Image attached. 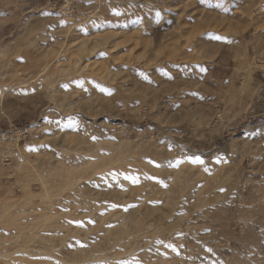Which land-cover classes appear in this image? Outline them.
Here are the masks:
<instances>
[{"label": "rangeland", "instance_id": "1", "mask_svg": "<svg viewBox=\"0 0 264 264\" xmlns=\"http://www.w3.org/2000/svg\"><path fill=\"white\" fill-rule=\"evenodd\" d=\"M0 264H264V0H0Z\"/></svg>", "mask_w": 264, "mask_h": 264}, {"label": "snow or ice", "instance_id": "2", "mask_svg": "<svg viewBox=\"0 0 264 264\" xmlns=\"http://www.w3.org/2000/svg\"><path fill=\"white\" fill-rule=\"evenodd\" d=\"M217 39H223V38H221V37H217ZM190 162H192V163L203 164V161H202L199 157H195L194 159H191ZM126 178H127V177H126ZM129 179H132L133 183H135L137 178L132 177V178H129Z\"/></svg>", "mask_w": 264, "mask_h": 264}, {"label": "bare ground", "instance_id": "3", "mask_svg": "<svg viewBox=\"0 0 264 264\" xmlns=\"http://www.w3.org/2000/svg\"><path fill=\"white\" fill-rule=\"evenodd\" d=\"M55 57H56V56H55ZM52 58H53V57H52ZM66 58H67V56H66ZM46 59H47V58H46ZM51 60H52L51 57H49V62H50ZM63 60H64V59H63ZM47 62H48V61H47ZM47 62H46V63H47ZM56 62H57V61H56ZM61 62H63V61H61ZM57 63L61 65L60 61H58ZM58 64H57V65H58ZM55 65H56V63H55ZM53 66H54V65H53ZM58 67H59V66H57V68H58ZM73 67H74V66H73ZM44 68H45V67H44ZM54 68H55V66H54ZM75 70H76V69H75ZM72 75H73V74H72ZM55 125H56V124H55ZM55 128H56V127H55ZM59 129H60V130H59V131H56V132H59V133H60V131L63 130V127H62V125L60 126V124H59ZM56 130H58V129H56ZM64 132H65V130L62 131L63 134H64ZM49 133H50V132H49ZM53 133H54V132H51V134H53ZM60 136H61V135H60ZM60 136H59V138H60ZM64 138H65V137H64ZM55 141H56V140H55Z\"/></svg>", "mask_w": 264, "mask_h": 264}]
</instances>
